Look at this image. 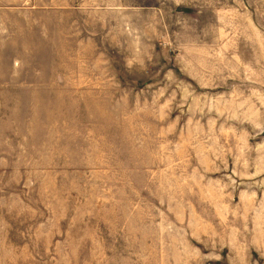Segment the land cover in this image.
Returning a JSON list of instances; mask_svg holds the SVG:
<instances>
[{
	"label": "rangeland",
	"instance_id": "1",
	"mask_svg": "<svg viewBox=\"0 0 264 264\" xmlns=\"http://www.w3.org/2000/svg\"><path fill=\"white\" fill-rule=\"evenodd\" d=\"M0 264H264V0H0Z\"/></svg>",
	"mask_w": 264,
	"mask_h": 264
},
{
	"label": "crops",
	"instance_id": "2",
	"mask_svg": "<svg viewBox=\"0 0 264 264\" xmlns=\"http://www.w3.org/2000/svg\"><path fill=\"white\" fill-rule=\"evenodd\" d=\"M68 2H69L68 3L69 6H66L65 3L61 2V3L57 4L58 8L55 9L54 11H43V18L44 19L51 18V19H55L56 21H65V20H68V19H78V20H82V19H87V20L93 19L94 20L95 19V12L90 13V11H86V12L85 11H83V12L77 11L76 10L77 6H73V5H76V4H73L75 2H70V1H68ZM111 2H112V4H117V2H115V1H111ZM71 3H72V5H70ZM67 8H71V9L69 10ZM112 14H115L120 19H126L127 18V15H124V16L120 15L121 12H114ZM49 29L50 28H47V27L43 26V31H48ZM55 29L59 30V31H76L75 29L73 30V28H71V27H65V24H60V22L57 23ZM84 31H94V29H92L90 26H88ZM79 48L82 51H85V48L83 46H81ZM76 49H77L76 46L70 45V44L63 45V47H62L63 54L69 53V56L67 57L68 60H73L74 59V54H75ZM60 51H61L60 42L57 41L55 43L54 52L56 53V55L59 56L58 53ZM78 53L80 54V51H78ZM50 54H53L51 50H50ZM84 57L87 58L88 65H90L89 62H91L94 65L95 57L93 55L90 56L89 53H87V52H86L85 55H81V57L79 56L77 58V62L79 60H81L82 58H84ZM56 59H58V57H55V55H54V58L52 59L53 64H50L47 67V70H49L47 72L55 74V75L64 74L63 71H53V72L51 71V70L63 69V67H61V65H57L56 64ZM66 68L71 69V67H66Z\"/></svg>",
	"mask_w": 264,
	"mask_h": 264
}]
</instances>
